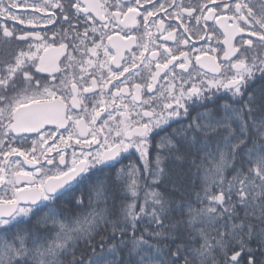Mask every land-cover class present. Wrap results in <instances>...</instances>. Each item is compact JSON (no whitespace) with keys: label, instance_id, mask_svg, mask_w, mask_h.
Listing matches in <instances>:
<instances>
[{"label":"snow or ice","instance_id":"1","mask_svg":"<svg viewBox=\"0 0 264 264\" xmlns=\"http://www.w3.org/2000/svg\"><path fill=\"white\" fill-rule=\"evenodd\" d=\"M0 264H264V4L0 0Z\"/></svg>","mask_w":264,"mask_h":264},{"label":"flooded vegetation","instance_id":"2","mask_svg":"<svg viewBox=\"0 0 264 264\" xmlns=\"http://www.w3.org/2000/svg\"><path fill=\"white\" fill-rule=\"evenodd\" d=\"M262 4H264V0H254V7L257 12H259Z\"/></svg>","mask_w":264,"mask_h":264}]
</instances>
